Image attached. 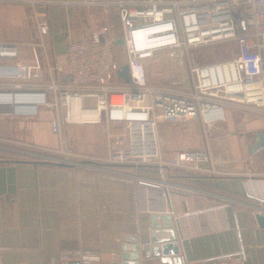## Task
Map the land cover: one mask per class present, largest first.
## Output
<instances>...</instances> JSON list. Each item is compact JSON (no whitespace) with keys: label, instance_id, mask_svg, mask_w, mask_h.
Segmentation results:
<instances>
[{"label":"crops","instance_id":"0c3cea01","mask_svg":"<svg viewBox=\"0 0 264 264\" xmlns=\"http://www.w3.org/2000/svg\"><path fill=\"white\" fill-rule=\"evenodd\" d=\"M99 1L97 6L87 4L90 8L80 4L62 9L58 5L63 3L56 0H0V36L5 9L34 2L49 20V43L59 53L54 62H64L70 42L89 39L91 29L106 22L112 24L116 41H125L117 0ZM62 26L80 29L74 36H65L70 41L66 45ZM116 26H120L118 31ZM115 46L120 61L116 49L125 46ZM22 51L26 55L19 62L29 64L30 50ZM188 57L198 65L192 55ZM120 63L128 64L127 60ZM138 74L144 86L173 88L147 85L141 71ZM48 81L44 76L36 83ZM56 117L55 111L41 108L38 118L17 119L8 108H0V250L4 264H51L64 250L95 251L102 258L98 264H124L125 238L138 237L141 247H151L154 215L174 218L184 264H205L239 254L246 264H264V226L258 221L264 217V120L235 122L243 132L225 140V150L210 144L212 154L230 159L233 167L229 176L209 179L177 169L104 163L117 151L110 149L109 133L123 136L122 124L67 126L65 148L71 149L77 164H63L64 156L57 154L62 139L51 128ZM196 146L200 145L182 138L167 139L162 145L163 161L172 160L173 150ZM154 259L141 255L140 264Z\"/></svg>","mask_w":264,"mask_h":264},{"label":"built area","instance_id":"2783aa9c","mask_svg":"<svg viewBox=\"0 0 264 264\" xmlns=\"http://www.w3.org/2000/svg\"><path fill=\"white\" fill-rule=\"evenodd\" d=\"M91 3L97 6L100 1ZM115 4L135 87L118 77L123 64L115 52L117 36L111 23L92 28L89 39L70 42L64 62H54L48 47L49 20L32 2L5 9L0 108H8L17 119L38 118L41 108L55 111L51 128L62 139L57 154L64 156L63 164H77L65 148L67 126L122 124L123 136L109 133L110 149L117 151L104 160L106 164L177 169L209 179L229 176L233 162L213 155L210 144L233 138L237 121L264 120V0H117ZM226 41L238 43L239 56L234 60L199 67L188 57L191 50ZM22 49L32 54L29 64L19 62ZM174 49L189 59L191 91L144 86L140 63L156 52ZM44 76L49 81L37 84ZM180 138L200 146L173 150L172 160L164 162L163 143ZM79 160L97 162L88 157ZM101 259L95 251L64 250L50 262L98 264ZM0 264H4L1 250ZM147 264L165 263L154 259ZM205 264L246 262L239 254Z\"/></svg>","mask_w":264,"mask_h":264},{"label":"rangeland","instance_id":"374dc122","mask_svg":"<svg viewBox=\"0 0 264 264\" xmlns=\"http://www.w3.org/2000/svg\"><path fill=\"white\" fill-rule=\"evenodd\" d=\"M61 1L63 5H58L62 9L76 7L80 4H84L85 2L87 4H90L93 0H56ZM67 4V5H65ZM68 6V7H66ZM86 7L90 8L91 6L86 5ZM63 12V11H62ZM78 26V25H76ZM118 26H116L117 28ZM120 29V26L117 28V31ZM78 27H74L69 29V27L64 28L62 26V42L64 45L66 43H69L67 39H65V36H69L71 33L73 36L79 32ZM74 40V39H73ZM68 41V42H67ZM62 45V46H64ZM49 47V54L52 61L55 60V55H57L58 52L53 51V46L51 43H48ZM120 58V62H125L127 57L124 54V48L118 47L116 49ZM190 55L196 60L199 67L213 65L217 63H221L224 61H230L234 60L239 56V50H238V43L235 41H226V42H220L213 45H209L206 47H200L194 50H191ZM21 57H25L24 51H21ZM59 55V53H58ZM32 56V54H31ZM30 58V57H29ZM141 66V75L143 78V82L147 85L152 86H168L178 89H192V82L190 80V72L189 67L187 64V57L186 55H182L181 51L179 50H165L156 52L153 57L150 59L144 60L140 63ZM238 123V122H237ZM235 123L233 125L234 134L238 133L239 135L243 132L242 128L236 126ZM258 124V123H257ZM256 127V122L253 124ZM261 130L263 129L262 126L259 127ZM260 129L257 128V131L260 132ZM235 135H233L234 137ZM241 136V135H240ZM238 137V136H237ZM224 141L219 142H212L211 146L212 148L225 150ZM63 146V144H62ZM71 151V149H70Z\"/></svg>","mask_w":264,"mask_h":264},{"label":"water","instance_id":"95a60500","mask_svg":"<svg viewBox=\"0 0 264 264\" xmlns=\"http://www.w3.org/2000/svg\"><path fill=\"white\" fill-rule=\"evenodd\" d=\"M115 45L125 46V41H116ZM118 77L126 84L135 87L130 77L129 65L122 67ZM258 221L264 226V217L259 216ZM151 225L153 229L151 247H141L138 237H128L123 240L122 261L124 264H140L141 255H145L147 259H161L165 264H184L177 244L174 218L171 215H154L151 218ZM142 249H144L143 252Z\"/></svg>","mask_w":264,"mask_h":264}]
</instances>
